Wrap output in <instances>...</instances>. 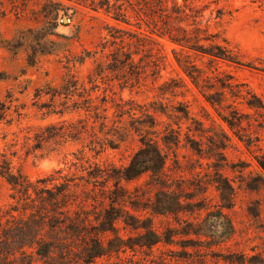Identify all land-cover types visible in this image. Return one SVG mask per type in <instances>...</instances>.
<instances>
[{"label":"rangeland","instance_id":"rangeland-1","mask_svg":"<svg viewBox=\"0 0 264 264\" xmlns=\"http://www.w3.org/2000/svg\"><path fill=\"white\" fill-rule=\"evenodd\" d=\"M108 1L111 12L95 9ZM172 1L186 6L189 22L196 21L203 35L228 46L243 63L186 49L212 77L202 81L212 84L204 91L221 94L216 98L222 105L207 101L180 67L176 54L185 53L180 46L166 37L154 36L150 43L140 38L143 0H0V164L6 167L7 161L13 173L34 184L70 180L73 186L88 171L128 164L146 137L166 155L163 174L120 180L124 201L116 206L152 218L163 240L152 248L109 252L90 264H261L264 171L256 156L264 150V0H169V5ZM111 34L122 36L124 45L113 43ZM158 48L164 57L160 74L152 62ZM128 54L130 68H109L114 58L126 60ZM122 74L131 80L125 82ZM51 88L61 92L56 99ZM247 91L262 108L238 96ZM62 123L88 132L35 149L42 129L47 135L54 131L47 127ZM98 180L89 190L99 200L97 208L109 207L104 196L111 195L116 180L110 178L105 193L106 181ZM159 190L180 197L182 209H143ZM15 194L0 176V234L26 218ZM117 225L125 239L138 235L122 221ZM16 259L5 264H18Z\"/></svg>","mask_w":264,"mask_h":264},{"label":"trees","instance_id":"trees-1","mask_svg":"<svg viewBox=\"0 0 264 264\" xmlns=\"http://www.w3.org/2000/svg\"><path fill=\"white\" fill-rule=\"evenodd\" d=\"M143 1L142 7L138 10L144 15L141 21L145 25L143 31L139 33L140 38L150 43L151 41L155 42L154 36L166 37L172 43L180 46L185 52L183 57L176 54V60L180 67L196 87L204 93L207 101L213 106L222 105V100L216 98L222 96L221 94H206L204 91L205 87L212 89V84H201L202 81H208L212 77L191 60L190 53L187 51L192 50L214 59H222L236 64H243L241 60L228 46L211 40L212 36L203 35L196 21L190 23L189 15L185 11L186 6L180 5L176 1H172V4L169 5V0ZM95 7V9L104 8L107 12H111L112 9L109 1ZM139 27L141 28L142 25L140 24ZM111 36L113 43L119 41L121 45H124L125 40L122 36L115 34H111ZM186 49L188 50L186 51ZM131 62H133L132 56L128 54L126 60L114 58L113 67L109 68L112 71H124L126 66L129 65L128 68H130ZM152 62L154 71L163 65L164 57L159 48L155 50ZM157 72L160 74L161 69ZM160 76L158 75V77ZM121 79L125 82L131 80L126 74H122ZM221 85L229 88L232 92V85L227 82H222ZM173 87L179 86L174 84ZM51 89H53L51 93L53 99L60 96V90ZM238 96L243 98L249 107H263L261 100L251 91H247V95L241 93ZM181 111L186 118L189 117L188 110ZM103 118L107 119V116ZM223 119L233 126L230 120L224 117ZM105 123L102 122L103 127L106 126ZM94 126H91L92 130H95ZM47 128H52L54 131L47 130L49 132L46 135L44 134L45 129H42L37 136L38 141L35 149L42 148L43 142L50 139L57 140L59 137L79 139L82 134L88 132L85 126L78 128L73 123L53 124ZM140 141V148L133 153L128 164L111 168H97L96 172L88 171L84 182L82 184L76 182L72 184L73 186L69 183L70 180L53 183L49 186L48 184L40 185L44 181L41 179L39 184H34L23 174L13 173L7 161H3L6 167L0 164V176L15 190V196L22 206L26 218L19 219L1 231L0 264L8 262L11 256L19 260L18 264H38L39 260L43 261L42 264H56L54 261L57 260L62 264H90L97 257L104 256L109 252L119 253L127 248L134 249L137 246L152 248L153 245L161 242L163 238L154 228L152 218L142 217L116 206L124 201L122 195L125 189L119 186L120 180L132 181L144 173H149L159 179L163 174L167 158L159 144L146 137ZM165 141L167 140L165 139ZM256 160L258 166L264 171V150L256 156ZM84 177L80 176L82 179ZM99 178H104L106 181L102 193L110 191L111 188L106 184L110 178L116 180V188L111 190V195L104 196L108 199L109 207L100 209L96 205L99 200L92 195V190H89L91 183L94 185V189L96 188V182L100 181ZM81 186L82 192L77 193L78 187ZM173 195L175 194L159 190L154 201L143 209L150 208L153 213L178 212L182 209L183 203L180 197H173ZM221 199L223 202L229 201L224 195L221 196ZM130 203L137 211L140 210L135 202L130 200ZM119 221H122L125 227L137 231L138 235L125 239L119 234L117 225ZM110 234L113 236L111 237ZM261 261V264H264V260Z\"/></svg>","mask_w":264,"mask_h":264}]
</instances>
